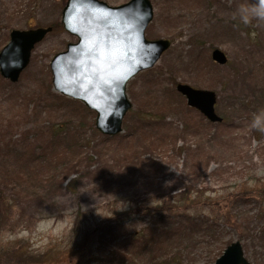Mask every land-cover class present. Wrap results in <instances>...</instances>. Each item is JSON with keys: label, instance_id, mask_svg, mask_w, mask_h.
<instances>
[{"label": "rangeland", "instance_id": "374dc122", "mask_svg": "<svg viewBox=\"0 0 264 264\" xmlns=\"http://www.w3.org/2000/svg\"><path fill=\"white\" fill-rule=\"evenodd\" d=\"M101 1L115 7L131 0ZM150 1L154 19L146 37L170 40L171 47L153 68L128 83L131 109L123 132L97 153L85 150L84 157H93L85 165L90 170L83 169L75 185H70L75 176H67L46 201L36 195L37 185L26 190L18 173L38 175L54 162L44 163L52 152V147L44 150L50 140L46 131L63 124L67 114L85 127L96 123L94 112L86 107V116H76L74 100L53 88L51 61L78 39L63 26L53 30L35 47L18 83L0 74V186L5 198L0 199V264H102L117 249V236L105 237L107 225L129 214L121 228L129 236L149 223L136 222L137 204L156 206L163 198L173 206L182 193L188 198L182 211L190 221L182 227L183 219L175 218L161 226L170 231L169 247L163 245L161 254L175 253L174 264H216L229 246L241 242L250 264H264V132L251 127L254 116L264 111V21L245 24L239 15L242 6L256 0ZM66 3L0 0V52L13 30L61 23ZM216 50L227 56V65L212 60ZM178 84L216 92L222 122L213 123L188 107ZM236 100L246 104L232 108ZM162 113L163 125L172 132L153 123L140 130V114ZM132 131L137 136L133 142L125 138ZM84 132L100 143L91 130ZM70 138L72 145L65 141L60 153L64 159L68 148L73 157ZM195 197L200 200L192 203ZM197 215L219 218L221 234L197 232L191 225L201 220ZM89 231L99 235L101 245L91 241Z\"/></svg>", "mask_w": 264, "mask_h": 264}, {"label": "water", "instance_id": "95a60500", "mask_svg": "<svg viewBox=\"0 0 264 264\" xmlns=\"http://www.w3.org/2000/svg\"><path fill=\"white\" fill-rule=\"evenodd\" d=\"M154 19L150 0H131L114 7L100 0H67L62 26L78 39L51 61L53 88L59 94L83 103L96 114V128L104 136L123 132L131 109L127 85L139 73L153 68L171 47L170 40H149L146 30ZM52 27L13 30L10 42L0 52V73L17 83L30 64L35 47ZM103 51L106 59H101ZM212 60L227 65L220 50ZM177 91L188 107L199 111L213 123L222 122L216 111L217 94L211 90L178 84ZM216 264H250L241 242L229 246Z\"/></svg>", "mask_w": 264, "mask_h": 264}, {"label": "trees", "instance_id": "16d2710c", "mask_svg": "<svg viewBox=\"0 0 264 264\" xmlns=\"http://www.w3.org/2000/svg\"><path fill=\"white\" fill-rule=\"evenodd\" d=\"M65 2V0H64ZM54 30H59L62 28L61 23H56L53 25ZM65 98V97H64ZM62 97H58V99L64 100ZM66 100V98H65ZM68 100V99H67ZM73 104L78 105L77 109V115L84 116L85 110L88 109L86 106L84 107L81 105L82 103L79 101H70ZM233 103L232 108L237 107L238 105L246 104L243 101L236 100ZM243 106L242 108H244ZM241 108V109H242ZM90 112V110H88ZM87 111V112H88ZM75 116V117H76ZM86 116V115H85ZM74 117H71L70 114H67L66 120H64L63 124H53L50 131H46L45 137H50V140L45 141V149L48 150L49 147H52L51 154L47 155L45 157L44 163H48L47 161L50 160V158L54 161L51 164H47L44 168V172H39L40 174H35L33 172L29 173H18L19 175L17 177H22V184H26L25 189L27 190L30 186L37 185V192L36 195L41 194L43 200L46 201V195L53 189L56 188V192L59 190V187H62L65 182V178L68 176L69 178L71 176H75V178L72 179L70 182V185L77 184L79 177L81 175V172L83 169L85 171H89L91 168V165L89 167L85 166L88 162H86L88 159L91 161L93 160V157L88 156L84 157L85 150L92 149L94 153H97V149L99 148H107L112 141L111 137L102 135L96 128L95 123L92 125L87 124V127H85L84 123H77V121L73 120ZM165 121L164 113L160 115H154L150 114L148 116H144L140 114L138 116V123H140V130L145 131L148 129L147 123H153L154 126L157 125L158 129L165 130L169 129L167 126L163 125V122ZM85 128L91 130L93 134L99 139L100 143H97L94 141V139H90L86 136ZM170 132H172V129H169ZM44 133V131H42ZM146 133V132H145ZM143 133V135H145ZM136 134L134 131L129 132V134L125 137L126 140L130 139L131 142L134 141ZM73 137V146H74V153L73 157L71 155V148H68L66 151L65 159L60 156V153L65 149L64 142L66 141L68 145H72V138ZM137 137V136H136ZM46 139V138H45ZM153 139V138H152ZM163 139V137H162ZM161 139V140H162ZM166 140V139H165ZM170 144V143H165ZM164 144H162L163 146ZM172 145V144H171ZM152 146H155L152 144ZM165 147H168L167 145H164ZM161 147V145H160ZM171 149V146L169 147ZM65 151V150H64ZM178 152H182V149L179 148L177 150ZM139 152V151H138ZM27 168L30 167V164L26 166ZM25 177L28 178V180L25 179ZM58 178V180H57ZM19 183V182H18ZM32 183V184H31ZM21 187H23V185ZM29 185V186H27ZM48 188V191H47ZM49 196V194H48ZM180 197L175 202V205H169L167 199H159L158 204L156 206L150 205L147 202H141L137 204L136 206V222L138 221L144 222L146 220L149 221V223L143 225L140 229H136V232L129 234V236H125L123 233L122 226L124 224H127V222L131 219L129 214H126V216L119 219L118 222H115L113 224L107 225L109 234L105 237H113L117 236V242H115V245L117 249H114L113 253H108L106 256H109L106 261H103L102 264H174L175 260V253L171 252L170 254L166 255L165 253L161 254V250L164 246L169 247L166 242L170 239V231L169 229H165L168 221H172L175 218L183 219L181 222V226L186 225L190 221V217H187L185 213L182 211L184 210V204L188 200L186 197V193H182L179 195ZM0 199L4 198V192L0 186ZM200 200L199 197H195L194 201H191L192 203H197V201ZM163 202V203H162ZM197 217H200L201 220H194L191 221V225L198 228L199 232L200 230H212L211 235L215 234H221L222 231V225L220 224L219 218H208L201 215H197ZM188 221V222H186ZM186 222V223H185ZM197 222V223H196ZM163 223L165 225H163ZM105 227V229H107ZM179 227L178 229L182 228ZM103 228V227H102ZM178 229L175 231V233L178 232ZM195 230V229H194ZM91 235L93 242H98L99 245H101L100 241L97 240L98 234L93 235L92 231L88 232ZM126 234V233H125ZM123 236V239H121L119 236ZM119 237V238H118ZM89 239V240H90ZM189 239V238H188ZM190 240V239H189ZM192 240V239H191ZM103 255V254H102ZM104 256V255H103ZM96 257V256H94Z\"/></svg>", "mask_w": 264, "mask_h": 264}, {"label": "clouds", "instance_id": "9594fccd", "mask_svg": "<svg viewBox=\"0 0 264 264\" xmlns=\"http://www.w3.org/2000/svg\"><path fill=\"white\" fill-rule=\"evenodd\" d=\"M240 19L243 23L248 24L253 19L264 21V0H256L251 7L242 6L239 10ZM252 128L264 132V111L254 116Z\"/></svg>", "mask_w": 264, "mask_h": 264}, {"label": "flooded vegetation", "instance_id": "af4514ba", "mask_svg": "<svg viewBox=\"0 0 264 264\" xmlns=\"http://www.w3.org/2000/svg\"><path fill=\"white\" fill-rule=\"evenodd\" d=\"M100 1H101V0H100ZM103 2H104V1H103ZM123 5H124V4H123ZM120 6H122V5H120ZM115 7H118V6H115ZM61 20H62V19H61ZM59 23H60V22H59ZM61 24H62V23H61ZM41 28H45V27H41ZM47 28H48V27H47ZM52 29L54 30V27H52ZM31 30H32V29H31ZM53 30H52V31H53ZM51 33H52V32H51ZM10 35H11V33H10ZM10 40H11V39H10ZM9 42H10V41H9ZM3 49H4V48H3ZM3 49H2V50H3ZM2 50H1V51H2ZM0 74H1V73H0ZM1 76H2V75H1ZM2 77H3V76H2ZM3 78H4V77H3ZM4 79L7 80V81H9V82H11L10 80H8V79H6V78H4ZM19 80H20V79H19ZM18 82H19V81H18ZM18 82H17V83H18ZM11 83H12V82H11ZM12 84H14V83H12Z\"/></svg>", "mask_w": 264, "mask_h": 264}, {"label": "snow or ice", "instance_id": "6c2138e0", "mask_svg": "<svg viewBox=\"0 0 264 264\" xmlns=\"http://www.w3.org/2000/svg\"><path fill=\"white\" fill-rule=\"evenodd\" d=\"M100 56L102 60L107 58L103 51L100 52Z\"/></svg>", "mask_w": 264, "mask_h": 264}]
</instances>
